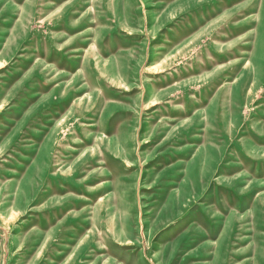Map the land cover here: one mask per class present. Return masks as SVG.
Wrapping results in <instances>:
<instances>
[{"label": "rangeland", "instance_id": "obj_1", "mask_svg": "<svg viewBox=\"0 0 264 264\" xmlns=\"http://www.w3.org/2000/svg\"><path fill=\"white\" fill-rule=\"evenodd\" d=\"M0 264H264V0H0Z\"/></svg>", "mask_w": 264, "mask_h": 264}]
</instances>
